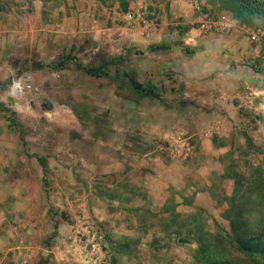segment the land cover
<instances>
[{
  "label": "rangeland",
  "instance_id": "obj_1",
  "mask_svg": "<svg viewBox=\"0 0 264 264\" xmlns=\"http://www.w3.org/2000/svg\"><path fill=\"white\" fill-rule=\"evenodd\" d=\"M77 1L0 0V264H50L58 248L73 264H195L198 245L184 241L188 231L197 232L198 226L214 233L230 230L219 197L201 209L187 204L193 194H187L183 202H178L177 194H170L165 203L154 194H122V188L109 183L119 180L120 171L102 173L101 165L97 171L87 166L95 146L110 150V157L95 153L100 163L119 166L125 131L138 129L143 134V129L150 128V112L157 99L135 91L129 80L137 78L135 58L147 62V53L158 51L165 56L164 50L169 48L167 42L153 43L147 49L137 45L151 40L161 29L162 9L152 0H127L125 5L120 0H96L97 13L111 15L114 21L108 26L106 43L101 42L102 31L96 40L84 36L73 44L56 40V16L76 10ZM193 1L199 2V13L209 14L217 22L237 21L221 0ZM40 2L42 21L37 23L35 3ZM165 2L170 0H161L162 8ZM140 11L149 14L151 26L146 32L150 37L129 22ZM178 21L174 16L168 19L166 31L182 33L185 27ZM199 22L191 27L198 30ZM234 25L229 33L239 28L264 33V17L252 25L250 20ZM26 26L31 35L22 39L16 31ZM39 31L50 35L45 45L39 42ZM252 36V42L264 46ZM103 45L115 54L111 70L90 74L96 55L87 50ZM120 46L124 55L117 54ZM40 51L47 54L43 61L37 60ZM25 74L34 76L41 94L14 98L10 88ZM120 79L125 80L124 86L117 82ZM238 124L248 134L234 136L233 158L246 170L243 164L247 161L263 163L264 155L256 147L264 148V134L258 132V120L248 115ZM179 131L173 129L170 140L157 145L138 142L136 151L144 153L160 146L165 160L180 162L170 156ZM39 160L47 163V171ZM216 195L224 198L225 194ZM93 241L102 247L98 254H92ZM100 256L102 260L97 261ZM238 264L256 263L241 258Z\"/></svg>",
  "mask_w": 264,
  "mask_h": 264
},
{
  "label": "crops",
  "instance_id": "obj_2",
  "mask_svg": "<svg viewBox=\"0 0 264 264\" xmlns=\"http://www.w3.org/2000/svg\"><path fill=\"white\" fill-rule=\"evenodd\" d=\"M153 2H156L155 7L162 9L159 11L161 29L151 40H141L137 45L147 49L153 43L167 42L169 48L164 50L165 56L158 51L147 53L145 59H150L147 62L143 61L144 58H135L137 78L132 79L143 89L150 87L152 92H156L152 95L157 103L151 108L150 128L143 129V134L138 133V129L125 131L121 150L123 158L119 166L100 163L95 153L101 152L105 158L110 157V150L96 146L87 166L97 171L101 165L104 168L102 173L120 171L119 180L109 183L110 187L122 188V194H154L160 196L164 203L170 194H177L178 202H183L187 194H193L191 205L207 209L216 200L213 194L230 197L234 192L235 181L228 177L231 156L235 153L232 140L236 135L248 134L246 128L238 126L239 120L244 115L258 120V132L264 134V46L251 41L252 28H239L223 36L202 35L191 27L195 21L201 20V13L185 0L165 2V8H162L161 0ZM36 4L35 19L40 23L43 4ZM76 5V10L71 9L68 15L56 16L58 30L55 39L64 43L70 40L73 44L83 36L89 41L96 40L102 31L101 42L106 43L108 26L114 22L112 16L99 15L96 0H79ZM173 16L185 27L182 33L169 28L166 31L167 20ZM28 22L30 20L26 24ZM16 33L22 39L31 35L28 26ZM38 33L39 42L45 45L50 35ZM123 48L120 46L117 54L124 55ZM87 52L96 55V61L90 67L91 74L111 70V56L115 54L108 47H90ZM46 55L40 51L37 60H45ZM50 56L53 59V55ZM225 67L239 73L228 84L221 76ZM213 68L215 71H209ZM132 80H129L130 86L138 92ZM117 82L122 86L126 84L123 79ZM173 129L180 130V134L194 143L195 153L191 159L180 162L165 160L160 146L144 153L136 151V143L141 141L157 145L170 140ZM135 134L140 138L133 139ZM222 207L227 209V203ZM67 248L68 251L71 249ZM57 251L50 264H73L72 258H67L59 248Z\"/></svg>",
  "mask_w": 264,
  "mask_h": 264
},
{
  "label": "trees",
  "instance_id": "obj_3",
  "mask_svg": "<svg viewBox=\"0 0 264 264\" xmlns=\"http://www.w3.org/2000/svg\"><path fill=\"white\" fill-rule=\"evenodd\" d=\"M120 1L125 5L127 0ZM221 1L222 6L240 24L250 20L252 25L264 17V0ZM132 84L136 90L153 95L152 90H144L137 81L132 80ZM256 148L257 152L264 155V148ZM231 157L228 177L235 181L234 192L230 197L224 198L213 194L215 198L219 197L220 204L225 202L228 205L223 218L229 223L230 230L214 233L208 227L198 226L197 232L188 231L184 241L198 245L195 264H238L241 258L264 264V160L258 165L247 161L243 164L247 169L242 170L241 162ZM39 161L44 171H47V163ZM186 202L188 205L192 204V201ZM192 217L194 221L197 218L196 215Z\"/></svg>",
  "mask_w": 264,
  "mask_h": 264
},
{
  "label": "built area",
  "instance_id": "obj_4",
  "mask_svg": "<svg viewBox=\"0 0 264 264\" xmlns=\"http://www.w3.org/2000/svg\"><path fill=\"white\" fill-rule=\"evenodd\" d=\"M191 1L192 5L196 10L201 11L200 4L198 1ZM149 14L147 12L140 11L137 14L131 16L130 23L140 27L144 31L145 37H150L147 34V30L151 26V21L149 20ZM235 27L231 19H227L225 22H217L209 14H201V20L198 25V30L203 33L209 32H220V33H229ZM252 39L256 42H262L264 44V33L258 32L254 33ZM11 95L14 98L21 96H39L41 94V88L36 83V80L33 75L25 74L19 80L15 81L10 88ZM195 152L194 145L187 139L186 136L179 133V136L175 139V145L170 150V156L173 160L187 161L189 160ZM95 241L91 242L93 246L92 254H98L102 251V247L97 244H93ZM102 256L98 257L97 261H101Z\"/></svg>",
  "mask_w": 264,
  "mask_h": 264
},
{
  "label": "clouds",
  "instance_id": "obj_5",
  "mask_svg": "<svg viewBox=\"0 0 264 264\" xmlns=\"http://www.w3.org/2000/svg\"><path fill=\"white\" fill-rule=\"evenodd\" d=\"M237 21H234V23ZM213 49H215V45H213ZM212 51V50H210ZM209 71H215V68L210 69ZM238 70L233 71L232 69L225 67L221 70V76L223 79V82L225 84L230 83L231 81L235 80L238 77Z\"/></svg>",
  "mask_w": 264,
  "mask_h": 264
},
{
  "label": "water",
  "instance_id": "obj_6",
  "mask_svg": "<svg viewBox=\"0 0 264 264\" xmlns=\"http://www.w3.org/2000/svg\"><path fill=\"white\" fill-rule=\"evenodd\" d=\"M9 101H10L11 103H15V99H14L13 97H10V98H9Z\"/></svg>",
  "mask_w": 264,
  "mask_h": 264
}]
</instances>
